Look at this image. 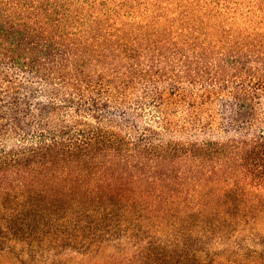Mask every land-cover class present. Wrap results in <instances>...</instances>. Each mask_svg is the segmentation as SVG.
I'll return each instance as SVG.
<instances>
[{
    "label": "trees",
    "instance_id": "obj_1",
    "mask_svg": "<svg viewBox=\"0 0 264 264\" xmlns=\"http://www.w3.org/2000/svg\"><path fill=\"white\" fill-rule=\"evenodd\" d=\"M264 264V0H0V261Z\"/></svg>",
    "mask_w": 264,
    "mask_h": 264
},
{
    "label": "rangeland",
    "instance_id": "obj_2",
    "mask_svg": "<svg viewBox=\"0 0 264 264\" xmlns=\"http://www.w3.org/2000/svg\"><path fill=\"white\" fill-rule=\"evenodd\" d=\"M13 259L10 256L2 257L0 264H12Z\"/></svg>",
    "mask_w": 264,
    "mask_h": 264
}]
</instances>
